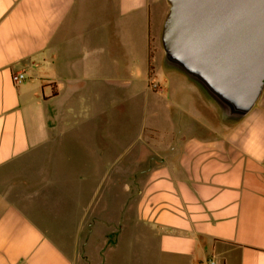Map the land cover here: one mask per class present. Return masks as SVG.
Segmentation results:
<instances>
[{"label": "crops", "instance_id": "obj_1", "mask_svg": "<svg viewBox=\"0 0 264 264\" xmlns=\"http://www.w3.org/2000/svg\"><path fill=\"white\" fill-rule=\"evenodd\" d=\"M168 10L167 0H0V264H264V87L239 121H216L182 78L150 88ZM111 84L155 99L154 118L162 108L149 166L135 152L128 198L124 180L96 204L111 189L104 177L85 193L71 183L70 201L88 203L57 222L41 209L59 199L54 145Z\"/></svg>", "mask_w": 264, "mask_h": 264}, {"label": "water", "instance_id": "obj_2", "mask_svg": "<svg viewBox=\"0 0 264 264\" xmlns=\"http://www.w3.org/2000/svg\"><path fill=\"white\" fill-rule=\"evenodd\" d=\"M164 64L198 83L223 121H239L264 87V0H167Z\"/></svg>", "mask_w": 264, "mask_h": 264}, {"label": "rangeland", "instance_id": "obj_3", "mask_svg": "<svg viewBox=\"0 0 264 264\" xmlns=\"http://www.w3.org/2000/svg\"><path fill=\"white\" fill-rule=\"evenodd\" d=\"M156 43L151 45L149 87L159 91L168 85L166 76H173L175 81L182 78L190 85L203 90L216 107L217 112L213 115L214 118L216 121H221L219 107L198 83L189 79L184 73L165 66L161 36ZM133 89L111 84L108 96L104 94L103 103L101 99L97 102L94 98L90 111L85 113L84 117L78 118L70 128L68 126L54 145L55 156L51 162L56 169L55 175L52 176L56 178L52 179L53 183L57 182L56 193L59 199L55 204L44 203L43 205L42 203L41 209L53 216L54 220L57 218V222L68 220L71 213L80 210L81 206L88 203L86 197L81 198L83 205L76 206L75 201H70V193L75 191L71 183L79 185L78 192H84L85 187L82 188L84 191H81L80 185L86 183L95 185L104 177V183H109L111 189L108 192L101 187L99 193L95 195V204L102 199V195L107 193L110 198L117 197L119 184L115 182L120 180L131 183V190L126 191L127 198L134 193L135 176L128 172L133 168L132 163L136 161L134 154L141 151L142 156L137 163H141L143 169L149 166V156L154 150L150 137L154 136V133L148 127L152 119L161 121L163 114L160 108L157 118H154L152 115L157 111L155 108L161 106L154 101L155 99L146 97L143 92L139 95ZM141 124L143 140L139 142L136 137ZM124 165L127 166L126 172L120 174L119 169ZM86 178L88 181L85 180ZM141 178H144V174ZM81 199L78 198V200Z\"/></svg>", "mask_w": 264, "mask_h": 264}, {"label": "built area", "instance_id": "obj_4", "mask_svg": "<svg viewBox=\"0 0 264 264\" xmlns=\"http://www.w3.org/2000/svg\"><path fill=\"white\" fill-rule=\"evenodd\" d=\"M25 79V74L23 72H18L13 74V80L15 82H21Z\"/></svg>", "mask_w": 264, "mask_h": 264}]
</instances>
